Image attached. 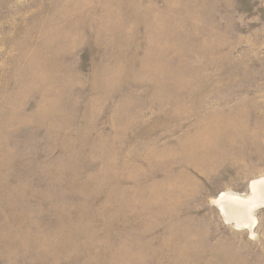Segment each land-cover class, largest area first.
<instances>
[{
    "label": "rangeland",
    "instance_id": "374dc122",
    "mask_svg": "<svg viewBox=\"0 0 264 264\" xmlns=\"http://www.w3.org/2000/svg\"><path fill=\"white\" fill-rule=\"evenodd\" d=\"M0 264H264V0H0Z\"/></svg>",
    "mask_w": 264,
    "mask_h": 264
},
{
    "label": "bare ground",
    "instance_id": "6f19581e",
    "mask_svg": "<svg viewBox=\"0 0 264 264\" xmlns=\"http://www.w3.org/2000/svg\"><path fill=\"white\" fill-rule=\"evenodd\" d=\"M260 183V181H255V182H253V187H255V189L257 188V186H258V184ZM252 184V183H251ZM252 186V185H251ZM254 190V189H253ZM233 202H234V200H233ZM232 202V203H233ZM231 203V204H232ZM231 204H229L230 205V207L228 208L229 209V213H231V215L232 216H236V218H238V219H240V218H242L244 215V213L242 212V209H240L239 208V203L237 204V203H235L234 202V204L233 205H231ZM242 205H245V204H242ZM255 205V204H254ZM240 206H241V204H240ZM248 206V205H247ZM243 207H245V206H243ZM242 207V208H243ZM246 208V207H245ZM249 208V207H248ZM249 211H250V209H248ZM246 211H247V209H246ZM246 218V217H245ZM242 220V219H241Z\"/></svg>",
    "mask_w": 264,
    "mask_h": 264
}]
</instances>
